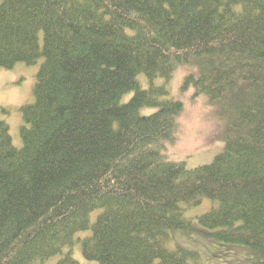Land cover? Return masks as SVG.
<instances>
[{
  "label": "trees",
  "instance_id": "1",
  "mask_svg": "<svg viewBox=\"0 0 264 264\" xmlns=\"http://www.w3.org/2000/svg\"><path fill=\"white\" fill-rule=\"evenodd\" d=\"M40 58L21 144L0 118V264H264V0H0V67ZM181 68L229 127L195 168L163 153Z\"/></svg>",
  "mask_w": 264,
  "mask_h": 264
},
{
  "label": "rangeland",
  "instance_id": "2",
  "mask_svg": "<svg viewBox=\"0 0 264 264\" xmlns=\"http://www.w3.org/2000/svg\"><path fill=\"white\" fill-rule=\"evenodd\" d=\"M41 60L31 65L18 62L10 68L0 67V118L8 122L16 145L22 142V108L35 99L33 89ZM190 71L192 69H179L171 84L174 97L183 103V110L177 118V135L173 141L166 142L163 153L169 160L184 161L187 167L195 168L210 163L223 150L229 127L225 116L216 106L209 104L207 96L202 94L196 97L193 86L182 89L184 75ZM150 111L146 110L145 113ZM208 205L209 202H205V205L188 210V214L204 213L208 211ZM96 214H93V218ZM87 234L85 232L78 236ZM71 250L80 264H99L83 256L81 244H74ZM60 256H52L42 264H56Z\"/></svg>",
  "mask_w": 264,
  "mask_h": 264
}]
</instances>
